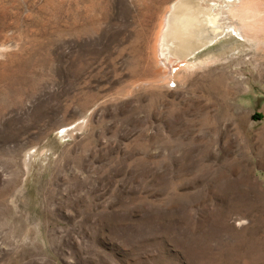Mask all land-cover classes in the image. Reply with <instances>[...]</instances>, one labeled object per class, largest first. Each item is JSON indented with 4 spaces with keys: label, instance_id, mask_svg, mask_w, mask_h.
Instances as JSON below:
<instances>
[{
    "label": "rangeland",
    "instance_id": "374dc122",
    "mask_svg": "<svg viewBox=\"0 0 264 264\" xmlns=\"http://www.w3.org/2000/svg\"><path fill=\"white\" fill-rule=\"evenodd\" d=\"M171 1L0 0V264H264V45L160 83Z\"/></svg>",
    "mask_w": 264,
    "mask_h": 264
},
{
    "label": "bare ground",
    "instance_id": "6f19581e",
    "mask_svg": "<svg viewBox=\"0 0 264 264\" xmlns=\"http://www.w3.org/2000/svg\"><path fill=\"white\" fill-rule=\"evenodd\" d=\"M253 1L172 0L167 3L153 45L155 79L160 82L174 78L171 76L177 67L193 70L216 62L222 53L216 55L209 48L221 41L223 48L231 49L240 40L242 49H260L264 45V7L259 8Z\"/></svg>",
    "mask_w": 264,
    "mask_h": 264
}]
</instances>
